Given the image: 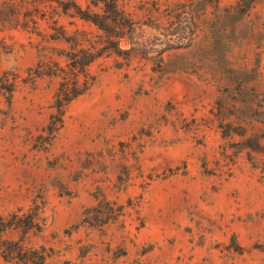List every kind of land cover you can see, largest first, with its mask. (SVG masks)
<instances>
[{
  "label": "rangeland",
  "instance_id": "obj_1",
  "mask_svg": "<svg viewBox=\"0 0 264 264\" xmlns=\"http://www.w3.org/2000/svg\"><path fill=\"white\" fill-rule=\"evenodd\" d=\"M117 1L0 0V264H264V0Z\"/></svg>",
  "mask_w": 264,
  "mask_h": 264
},
{
  "label": "trees",
  "instance_id": "obj_2",
  "mask_svg": "<svg viewBox=\"0 0 264 264\" xmlns=\"http://www.w3.org/2000/svg\"><path fill=\"white\" fill-rule=\"evenodd\" d=\"M74 1V14L80 20L90 23L98 27L102 31H106L108 26L118 21L117 10H118V1L117 0H95L93 6L95 8L101 7L104 15H100L91 10L90 6L86 10L83 9L82 5H80L77 0ZM94 1V0H93ZM62 3V2H60ZM70 8H64V13ZM55 41H63L71 43V38L67 37V33L61 27H58L54 30ZM76 42L77 48L82 47L83 44H79L81 42ZM108 48L105 46L103 48H97L91 46V48L85 49H77L78 51H74L71 56H68V61L70 63L67 64L69 70L66 71L64 69H60L62 76V82L59 88V93L57 95V106L60 109H64L67 105H69L73 100L85 94L90 86L93 84V79L87 72V68L90 67L98 58H100L105 50ZM44 256H38L36 259L29 257H19V261L22 264H45Z\"/></svg>",
  "mask_w": 264,
  "mask_h": 264
}]
</instances>
